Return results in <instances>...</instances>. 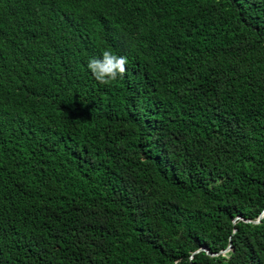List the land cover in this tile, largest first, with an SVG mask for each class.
<instances>
[{"label": "trees", "instance_id": "1", "mask_svg": "<svg viewBox=\"0 0 264 264\" xmlns=\"http://www.w3.org/2000/svg\"><path fill=\"white\" fill-rule=\"evenodd\" d=\"M263 213L264 0H0V264H264Z\"/></svg>", "mask_w": 264, "mask_h": 264}, {"label": "clouds", "instance_id": "2", "mask_svg": "<svg viewBox=\"0 0 264 264\" xmlns=\"http://www.w3.org/2000/svg\"><path fill=\"white\" fill-rule=\"evenodd\" d=\"M127 65V56L118 55L106 49L102 53V58L89 59L87 68L99 83L111 84L123 79L127 72Z\"/></svg>", "mask_w": 264, "mask_h": 264}, {"label": "water", "instance_id": "3", "mask_svg": "<svg viewBox=\"0 0 264 264\" xmlns=\"http://www.w3.org/2000/svg\"><path fill=\"white\" fill-rule=\"evenodd\" d=\"M263 216H264V213L261 214V216L259 217V219H258L257 221H255V223H259V222L261 221V219L263 218ZM239 218H240V217H239ZM240 219H241V218H240ZM246 221H248V220H246ZM231 249H232V245H230L226 250L222 251V253H227V252H229ZM201 250H206V251L208 252L207 249H201ZM201 250H199V251H201Z\"/></svg>", "mask_w": 264, "mask_h": 264}]
</instances>
